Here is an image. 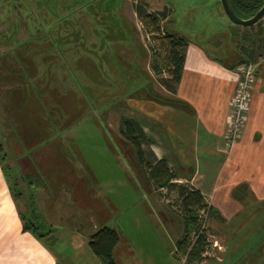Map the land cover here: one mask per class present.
Segmentation results:
<instances>
[{
  "label": "rangeland",
  "instance_id": "1",
  "mask_svg": "<svg viewBox=\"0 0 264 264\" xmlns=\"http://www.w3.org/2000/svg\"><path fill=\"white\" fill-rule=\"evenodd\" d=\"M165 5L171 8L168 19L158 10ZM140 6H145V14L136 15ZM247 31L228 20L221 0H0V55L2 66L10 67L7 84L14 89L0 93L1 156L27 223L40 235L77 226L80 220L76 217V222L74 214L81 206L90 208L87 215L98 218L99 224L107 223L123 235L128 230L125 220L144 217L149 225L140 232H158L164 240L155 264H185L173 254L176 233L153 220L181 219L179 200L175 193L152 191L128 175V162L136 164L137 151L118 137L111 114L132 110L129 100L156 99L151 73L155 68L169 72L161 32L200 42L210 55L230 64L245 59L240 49L245 36L240 35ZM25 155L43 158L50 210L40 202L26 208L25 198L31 195L21 193L27 186L20 177L31 167L21 158ZM46 156L51 157L46 161ZM82 167L86 178L78 177ZM90 171L111 173L115 183L104 188L107 197L95 199L99 190ZM98 203L110 210H97ZM89 220L85 215L81 221ZM251 220L238 238L236 259L228 258L225 264H245L240 255L261 245L264 204L257 205ZM211 222L208 232L217 241ZM48 243L57 251L56 242Z\"/></svg>",
  "mask_w": 264,
  "mask_h": 264
},
{
  "label": "crops",
  "instance_id": "2",
  "mask_svg": "<svg viewBox=\"0 0 264 264\" xmlns=\"http://www.w3.org/2000/svg\"><path fill=\"white\" fill-rule=\"evenodd\" d=\"M158 10L164 11L163 16L169 18L170 6L165 5ZM134 13L145 14V6H140ZM246 33L249 38H244V47H240L245 59L230 64H224L210 55L202 43L187 40L180 34L173 35L188 42L180 82L172 83L169 72L167 74L162 70V74L161 69L158 72V68H155L156 71L153 70L151 74L157 85L156 99L148 97L129 100V105L133 106L132 110H124L121 114L112 111L111 114L112 127L117 129L118 137L130 146L129 149L135 146L122 132L124 118L135 122L138 127L135 136L142 132L149 141L141 146L144 160L154 164L165 159L177 175L175 182L200 192L214 211L211 231L223 250L216 251L217 258L208 257L194 264H209L211 260L217 262L214 264H225L228 258L233 262L236 259L234 252H240L238 238L242 236L246 226L253 223L251 219L257 205L264 204V18ZM2 45L3 41L0 39V51ZM1 59L0 55V93L14 92L12 85L7 84L11 77L10 67L6 66L9 69L6 70ZM246 61L257 63L251 111L238 144L233 152L228 154L227 121L240 82L239 64ZM161 76L162 79L159 78ZM24 157L27 160L26 166L31 167L27 174L22 173L20 177L27 186L26 191L21 189V193L26 197L31 195L30 198H25L26 208H33V203L38 206L40 202V207L50 210L51 197L44 184L45 174L43 164L40 163L43 158L27 155L21 158ZM50 157L46 156L45 160ZM84 169L86 168L82 167L78 170L79 178L87 177L82 172ZM127 173L134 178L136 176L138 180L135 178V181L146 184L144 169L134 162H128ZM88 176L92 177L99 190L95 199L100 200L103 194L107 197L104 188L115 183L111 173L101 175L99 172L94 174L90 171ZM81 182L87 186L83 179ZM121 182L128 184L127 181ZM18 194L0 159V264H106L91 249L89 238L99 229L109 225L99 224L98 218L87 215L90 208H77V213L74 214L75 221L78 222L77 218L80 220L77 226L52 229L45 235H40L32 227L28 231L24 230L27 219L20 207ZM27 201L30 202L29 205ZM58 203L59 209H62V202ZM105 205L104 203L100 206L98 203L97 210L107 211L109 208H105ZM85 215L88 218L90 216V220L82 223ZM62 216L65 218L69 215L63 213ZM180 217L181 219L159 216L153 220L169 232L176 233L177 241L173 254L187 264L179 256L177 247L184 237L182 214ZM125 221L128 230L122 232L123 235L109 227L115 230L120 238L113 251L115 263L155 264V254L158 257L161 241L164 243L162 235L154 231L142 234V227L145 229L144 226L149 225L144 217L135 216ZM49 241L56 242L57 251ZM259 241L261 245L257 249L240 255L245 264H264V235H261Z\"/></svg>",
  "mask_w": 264,
  "mask_h": 264
},
{
  "label": "trees",
  "instance_id": "3",
  "mask_svg": "<svg viewBox=\"0 0 264 264\" xmlns=\"http://www.w3.org/2000/svg\"><path fill=\"white\" fill-rule=\"evenodd\" d=\"M263 3V1L255 2L253 8L248 6L246 2H236L235 4L241 7L247 5L246 7L249 8L250 11V8L251 10H257ZM146 17L151 20L153 26H156V20L152 19L150 15H146ZM163 39L168 48V66L170 67L169 73L171 75V81L174 84H178L180 82L184 67L185 50L188 46V42L184 38L171 36L168 34H166ZM245 39H248L247 35H245ZM242 64L243 63L239 65ZM122 125V132L133 142L136 148L137 160H135V162L136 165L141 167V169H144L147 186L152 191L167 190L169 192L175 193L177 199L179 200L178 208L181 209V214L183 216L185 225L184 237L178 242L177 246L179 256L184 259L187 264L202 262L204 260L203 255L206 252V248L209 246V243L207 242L206 236L204 234L198 237L194 242V238L199 233L200 228L199 213L203 209H208L212 219L214 211L205 202L200 192L193 190L189 186L175 182L177 175L170 169L169 164L165 159L158 160L154 164H150L144 160L141 146L144 142L149 141L142 132L135 136L138 127L134 121L124 118L122 120ZM2 147L3 146L0 145L1 160ZM178 208L176 209L177 211H179ZM29 229H31V226L28 223H25L24 230L28 231ZM119 239V234L115 230L109 227H104L90 236L89 245L93 252L99 258L104 260L106 264H116L113 259V251L119 243Z\"/></svg>",
  "mask_w": 264,
  "mask_h": 264
},
{
  "label": "built area",
  "instance_id": "4",
  "mask_svg": "<svg viewBox=\"0 0 264 264\" xmlns=\"http://www.w3.org/2000/svg\"><path fill=\"white\" fill-rule=\"evenodd\" d=\"M161 33L164 36L166 35L164 32ZM239 71L240 82L232 100L231 110L227 121L226 147L228 154H231L238 144L251 111L252 95L257 77V63L247 61L239 66ZM210 221L211 216L209 210H201L199 213V233L194 238V242L202 234L206 236L209 246L206 248V252L203 255L204 259L212 256L214 257L216 249H218V251L223 250V247L219 245L217 241L211 240L212 236L208 232Z\"/></svg>",
  "mask_w": 264,
  "mask_h": 264
},
{
  "label": "water",
  "instance_id": "5",
  "mask_svg": "<svg viewBox=\"0 0 264 264\" xmlns=\"http://www.w3.org/2000/svg\"><path fill=\"white\" fill-rule=\"evenodd\" d=\"M221 3L227 18L231 23L237 26L249 28L256 25L264 18V5L252 18L241 19L236 15L231 0H221Z\"/></svg>",
  "mask_w": 264,
  "mask_h": 264
},
{
  "label": "flooded vegetation",
  "instance_id": "6",
  "mask_svg": "<svg viewBox=\"0 0 264 264\" xmlns=\"http://www.w3.org/2000/svg\"><path fill=\"white\" fill-rule=\"evenodd\" d=\"M231 1H232V5H233V8H234V11H235L236 15L239 18H241V19H250V18H252L263 7V5H264V3H263L257 10H255V9L254 10H251V8H250V11H249V8L246 7L247 5L248 6H251L253 8L254 7L253 5L255 4V2H259V1H263L264 2V0H231ZM236 2H246L247 5L244 6V7H241V6L237 5V4H235ZM246 11H249V12H246ZM256 25H258V23ZM254 26L249 27L248 30L250 28H253ZM238 28H244V27L238 26ZM232 31L235 33L234 29ZM237 35H238V33H237ZM243 35H244V33H242L240 35V38L245 36V35L244 36ZM240 47L241 48L244 47V44L241 43L240 44Z\"/></svg>",
  "mask_w": 264,
  "mask_h": 264
}]
</instances>
